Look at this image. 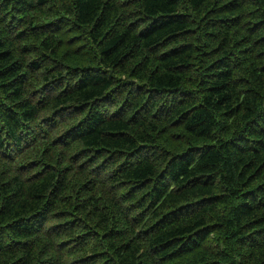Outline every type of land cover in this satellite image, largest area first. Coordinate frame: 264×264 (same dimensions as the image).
<instances>
[{"label": "trees", "instance_id": "1", "mask_svg": "<svg viewBox=\"0 0 264 264\" xmlns=\"http://www.w3.org/2000/svg\"><path fill=\"white\" fill-rule=\"evenodd\" d=\"M0 264H264V0H0Z\"/></svg>", "mask_w": 264, "mask_h": 264}]
</instances>
